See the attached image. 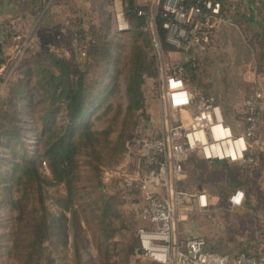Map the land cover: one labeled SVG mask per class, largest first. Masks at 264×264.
<instances>
[{"label":"rangeland","instance_id":"obj_1","mask_svg":"<svg viewBox=\"0 0 264 264\" xmlns=\"http://www.w3.org/2000/svg\"><path fill=\"white\" fill-rule=\"evenodd\" d=\"M20 1L23 14L32 20L24 24L27 40L17 41L15 56L9 60V70L15 75L8 79L5 76L7 87L0 94V264H104L101 146L96 154L91 149L82 150L79 176L73 184L76 227L73 214L58 203L66 198L67 185H45L42 201L37 181H27L31 177L30 167L35 165L32 162L38 164L43 178L51 179L42 138L51 125L66 126L68 120L64 111L57 112L49 122L44 119L50 101L49 96L44 99L43 89L37 83V68L50 65V53L71 61L83 73L85 82V112L75 123L78 129L75 137L86 124L101 132V126L110 122L117 108L127 107L126 67L135 45L143 47L147 62L156 59L158 71L145 76L144 107L140 110L144 114L140 117L138 137L128 144L123 156L111 154V166L104 171L103 186L105 194L117 199L126 219L122 224L121 214L116 220L113 261L145 264L138 253L140 247L135 253L127 254L129 245L138 238L139 212L144 200L138 191L123 183L116 169L127 162L141 164L137 155H126L129 146L163 133L165 111L160 96V63L183 67L189 87L198 95H213L222 108L225 123L234 134H240L246 125L245 99L256 91H264V6L254 5V9L248 6L238 12L228 10L223 21L211 20V27L196 29L189 37V45L170 44L168 48L163 43L161 55L153 35L155 27L158 29L161 0H135L139 10L147 15L141 28L143 33L137 32L127 18L128 26L120 28L114 0ZM123 6L125 12L126 0ZM55 8L58 10L53 12ZM52 13L58 16L55 18ZM50 18L54 23L43 26V21ZM102 36L113 47L109 61L101 60ZM1 75L0 81L5 82ZM19 83L25 88L17 99L20 132L7 134L11 127L1 125L3 112L13 111L9 95ZM97 136L101 138V134ZM134 150L140 151L136 146L131 149ZM247 155L254 161L207 159L200 152H189L184 161L186 179L179 187L184 191L201 187L209 195L210 206L194 208L180 230L183 238L205 237L208 248L218 253H257L258 264H264V114L259 118L256 135L249 139ZM236 188L245 191V201L238 207L229 202ZM42 203L50 211L51 231L39 241L37 225L42 218Z\"/></svg>","mask_w":264,"mask_h":264},{"label":"built area","instance_id":"obj_2","mask_svg":"<svg viewBox=\"0 0 264 264\" xmlns=\"http://www.w3.org/2000/svg\"><path fill=\"white\" fill-rule=\"evenodd\" d=\"M249 2L161 0L167 42L189 45V37L196 29L211 27V20L223 21L226 11L238 12L247 8ZM254 2L260 6L264 0ZM114 3L120 28H126L128 22L123 0H114ZM153 35L157 51L162 55L163 47L157 27ZM159 72L162 82L160 96L165 111L163 133L137 140L132 147L129 146L126 155H137L141 164L127 162L116 169L123 183L138 191L144 200L139 212L141 226L138 236L145 264H258L260 257L254 254L241 252L230 255L210 250L203 236L183 238L180 225L189 219L194 208H208L210 198L200 187L184 191L179 184L186 179L184 161L189 152H200L207 159L254 161L253 157L247 155L249 139L256 135L259 118L264 114V91H256L245 99L246 125L236 135L231 126L225 123L217 99L213 95H198L189 87L183 67H171L161 61ZM215 126L225 130L228 137L217 138ZM135 146L140 151L132 152ZM222 146L226 150L228 146L231 152H223ZM244 201L243 189L237 188L229 196L233 206H242Z\"/></svg>","mask_w":264,"mask_h":264},{"label":"trees","instance_id":"obj_3","mask_svg":"<svg viewBox=\"0 0 264 264\" xmlns=\"http://www.w3.org/2000/svg\"><path fill=\"white\" fill-rule=\"evenodd\" d=\"M254 0H250L249 7L254 9ZM256 6V5H255ZM264 6V2L260 6ZM262 8V7H261ZM162 4L158 13V29L159 36L166 47L170 48L167 42V32L163 27L165 19L162 16ZM146 16L139 10L135 0H126L125 17L129 22L133 23L134 29L143 33L142 27L146 22ZM254 19V15L252 16ZM264 28V23L262 24ZM162 35H161V34ZM101 41V60L109 61L112 57L113 47L105 36ZM264 38V34H263ZM146 40L149 41L148 37ZM173 45V44H171ZM45 52V51H44ZM50 65L46 67L39 66L37 68V76L39 88L43 92V97H48L50 107L47 110L44 119L46 122L51 121L52 117L60 111H64V116L67 117V125H51L46 135L42 138V151L43 155L49 161V168L51 170V179L48 181L42 177L39 166L36 162H32L33 167H30L29 180H36L40 192V198L44 200L45 185L64 183L67 185V193L64 195L66 198H61L58 201L59 205L66 211H70L73 216V224L76 227L77 212L75 211L73 184L74 180L79 176L80 157L82 150L91 149V153L96 154L97 148L101 146V231L104 234V241L101 242V251L104 250V264H118L113 261L114 253L112 247L116 245V233L118 232L116 220L121 218V210L119 202L114 196H109L104 193L103 176L106 168L111 166L109 157L111 154L116 156L124 155L125 150L128 149V144L138 137V127L141 122L140 110L144 107V94L143 83L146 75H155L158 71L157 61L152 58L147 62L144 55V50L141 45H135L133 53L127 64L126 76V93H127V107L117 108L113 113L110 122L107 125L101 126V132L94 131L87 124L83 127L78 137H75L78 129L75 123L84 117V75L77 69L68 59L49 54ZM25 88L16 85L9 95V102L14 105L13 111L3 112L4 120L1 125H9L11 129L7 130V134L20 132L19 119L17 113V99ZM22 91V92H21ZM107 98V97H106ZM107 111L106 113H108ZM62 132V133H61ZM101 134V138L97 135ZM15 138V137H14ZM237 189V188H236ZM235 190V189H234ZM42 203V218L37 225V237L39 241L50 235L51 222L50 211ZM64 211V212H65ZM122 224H125L126 219L122 214ZM77 232V229H75ZM117 230V232H116ZM79 237L78 232L76 233ZM139 238V236H138ZM136 238L135 241L129 245L127 254L135 253V250L140 247V239ZM79 238L77 239V245ZM249 255H256L257 253L247 252ZM130 264V263H129Z\"/></svg>","mask_w":264,"mask_h":264},{"label":"crops","instance_id":"obj_4","mask_svg":"<svg viewBox=\"0 0 264 264\" xmlns=\"http://www.w3.org/2000/svg\"><path fill=\"white\" fill-rule=\"evenodd\" d=\"M58 9H61V7L58 6ZM58 9L55 8L53 12H56ZM63 10H65V7H63ZM52 14L55 18L58 16L57 13ZM26 20L30 21L32 18L28 19V16L23 14L20 0H0V73L2 74L1 79L4 78L3 81H5H0V94L3 90H6L5 88L8 83L7 79L15 75V72H10L8 66L15 56L14 51L15 47L18 45L17 41L27 40L25 34L26 30L24 29ZM50 20L47 19L46 21L50 23H46L44 20L42 25L51 26V23L54 22L53 19L50 18ZM2 58L4 59L3 63H1Z\"/></svg>","mask_w":264,"mask_h":264},{"label":"bare ground","instance_id":"obj_5","mask_svg":"<svg viewBox=\"0 0 264 264\" xmlns=\"http://www.w3.org/2000/svg\"><path fill=\"white\" fill-rule=\"evenodd\" d=\"M214 132H215L217 138H219V139H223V138H227L228 137L227 136V132L225 130H222L220 126H215ZM220 144L222 145L221 142H220ZM222 150H223V152H228V153L231 152V150L229 149L228 146H227V150L228 151L223 146H222Z\"/></svg>","mask_w":264,"mask_h":264},{"label":"water","instance_id":"obj_6","mask_svg":"<svg viewBox=\"0 0 264 264\" xmlns=\"http://www.w3.org/2000/svg\"><path fill=\"white\" fill-rule=\"evenodd\" d=\"M3 62H4V59L2 58V59H1V63H3ZM200 188H201V187H200ZM138 253H139V254H142V249H141V248L138 249Z\"/></svg>","mask_w":264,"mask_h":264}]
</instances>
